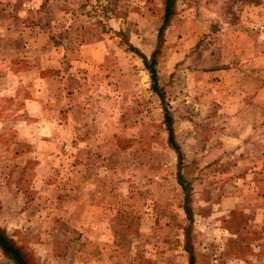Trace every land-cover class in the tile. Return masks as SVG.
I'll return each mask as SVG.
<instances>
[{
    "label": "rangeland",
    "instance_id": "obj_1",
    "mask_svg": "<svg viewBox=\"0 0 264 264\" xmlns=\"http://www.w3.org/2000/svg\"><path fill=\"white\" fill-rule=\"evenodd\" d=\"M164 2L0 0V233L27 264H264V0Z\"/></svg>",
    "mask_w": 264,
    "mask_h": 264
},
{
    "label": "trees",
    "instance_id": "obj_2",
    "mask_svg": "<svg viewBox=\"0 0 264 264\" xmlns=\"http://www.w3.org/2000/svg\"><path fill=\"white\" fill-rule=\"evenodd\" d=\"M174 2L175 0H165L164 2V22H167L168 18L172 15ZM161 33H162V27L159 30V34ZM148 68L151 71V77L154 82V85L156 86L157 78L155 75V70L153 68V65L152 64L148 65ZM165 120L167 121V123H169L170 121V117L168 115L167 110H165ZM168 128L170 129L169 125H168ZM171 135L172 134H171V129H170V137ZM0 247L3 250V252L6 254H9L15 260L17 264H27L21 252L1 233H0Z\"/></svg>",
    "mask_w": 264,
    "mask_h": 264
},
{
    "label": "crops",
    "instance_id": "obj_3",
    "mask_svg": "<svg viewBox=\"0 0 264 264\" xmlns=\"http://www.w3.org/2000/svg\"><path fill=\"white\" fill-rule=\"evenodd\" d=\"M41 8V7H40ZM220 71H222L223 73H226V69H219V70H216V73H218V72H220ZM230 71V70H229ZM221 72V73H222ZM220 81H222V80H216V83H220ZM264 93V83L260 86V88L258 89V95L259 94H263ZM264 95H262L261 97H263Z\"/></svg>",
    "mask_w": 264,
    "mask_h": 264
}]
</instances>
